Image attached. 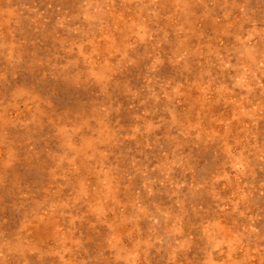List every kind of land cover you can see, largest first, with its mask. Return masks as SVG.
Listing matches in <instances>:
<instances>
[{
  "label": "rangeland",
  "instance_id": "rangeland-1",
  "mask_svg": "<svg viewBox=\"0 0 264 264\" xmlns=\"http://www.w3.org/2000/svg\"><path fill=\"white\" fill-rule=\"evenodd\" d=\"M0 264H264V0H0Z\"/></svg>",
  "mask_w": 264,
  "mask_h": 264
}]
</instances>
